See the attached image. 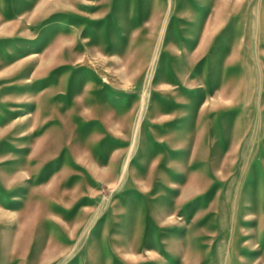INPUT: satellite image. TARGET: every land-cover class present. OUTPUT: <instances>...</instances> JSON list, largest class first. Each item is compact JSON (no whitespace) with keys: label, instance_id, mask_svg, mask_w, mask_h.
<instances>
[{"label":"rangeland","instance_id":"1","mask_svg":"<svg viewBox=\"0 0 264 264\" xmlns=\"http://www.w3.org/2000/svg\"><path fill=\"white\" fill-rule=\"evenodd\" d=\"M0 264H264V0H0Z\"/></svg>","mask_w":264,"mask_h":264}]
</instances>
